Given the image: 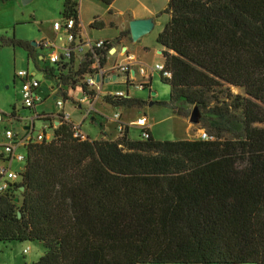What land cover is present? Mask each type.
Returning a JSON list of instances; mask_svg holds the SVG:
<instances>
[{
    "label": "trees",
    "instance_id": "16d2710c",
    "mask_svg": "<svg viewBox=\"0 0 264 264\" xmlns=\"http://www.w3.org/2000/svg\"><path fill=\"white\" fill-rule=\"evenodd\" d=\"M164 12L157 42L172 76H161L171 90L160 103L207 112L214 138H131L114 121L117 137L81 139L71 121L52 125L54 138L27 147L20 181L0 194V241H41L32 264H264V0H168ZM63 14L77 16L71 0ZM0 40L35 56L27 40ZM91 63L45 72L73 87ZM225 84L246 96L226 88L231 101L221 99Z\"/></svg>",
    "mask_w": 264,
    "mask_h": 264
},
{
    "label": "rangeland",
    "instance_id": "374dc122",
    "mask_svg": "<svg viewBox=\"0 0 264 264\" xmlns=\"http://www.w3.org/2000/svg\"><path fill=\"white\" fill-rule=\"evenodd\" d=\"M98 2L99 10L95 7L94 10L104 13L108 4L104 2ZM133 0H119L116 2L115 8L113 10L114 17L116 21H121L122 15L117 13V8H125L129 5H133L139 13H148L154 19V29L150 32L142 35L138 40L129 42L136 48H143L146 46V49H149L150 52L147 55L151 59L150 64H153V59L155 57L154 50L158 48L159 43L157 42V33L159 29L164 25V23L169 19L168 13L164 12V9L167 7L168 0H141L140 2L135 1V3L130 4ZM8 2L0 3V38L5 37L11 38L13 36L17 37H27L31 39L33 35L38 36V24L35 23V27L31 22H20L22 24L16 25L14 22L15 15H20L16 13L15 9L11 10V7H8ZM91 4V2H90ZM89 4V6H90ZM56 0H32L31 2L24 4L20 1L19 6L21 12L24 15L29 14V10H37V15L41 16L45 11H53L56 8ZM3 8V9H1ZM126 9V8H125ZM93 11L92 6L89 8V12ZM22 14V13H21ZM143 19V18H138ZM14 20V22H12ZM33 19L30 18L29 21ZM11 22V27H7V22ZM117 21V22H118ZM118 27L124 28L119 23ZM117 26H108L104 31L105 36L111 39L118 38L121 35ZM128 30V29H127ZM130 30V29H129ZM123 36V35H122ZM131 36V35H130ZM18 38V37H17ZM36 40L29 41L31 44ZM34 46V45H33ZM36 47V46H34ZM37 53L43 54L44 51L38 49ZM29 53L23 47L13 46L9 44H3L0 40V112L8 114L12 112L13 107L20 108V99H21V90L20 85L21 81L16 77V72L20 69L30 68L32 72H35V76L41 81L56 85L57 92L63 91L65 94L67 91L71 92L72 89L78 87H71L70 85H60L53 77H50L45 70L49 69L50 64L42 59L35 56H28ZM146 57V58H147ZM157 57V56H156ZM155 57V58H156ZM149 64V65H150ZM152 83L150 90L149 89H135L131 87L130 95L132 97L140 98L145 101V104L141 107H115L105 100V96L108 91L116 90H125L126 85L122 82H107L105 83L104 88H102L99 98L96 104L92 108H87L82 114L79 113V109H75L73 104L68 101L66 103L65 109L72 113V120L75 123L81 124V129L88 134L90 137H96L100 134L101 126H106L108 131H112L114 134L116 132L115 122L111 120L114 113L119 111L123 114L122 119L126 120L129 124L130 135L133 138H139L142 129L140 126L133 123L137 120L139 116L146 115L149 118V123L152 127L155 138L162 140H173V139H183V138H199V134L207 129L204 127V123L201 121L203 118L207 117L209 114L198 109V122L191 121V114L195 108V105L189 103L183 104L180 102H175L174 104L178 108H182L184 115H179L174 112L169 106L163 105L160 102H167L170 96L171 87L169 84L164 83L161 80V75L159 72L152 74ZM58 84V85H57ZM226 88H229L230 92L233 95L246 96L245 90L243 87L225 84L223 87L216 89L215 93L219 95L221 99L231 101L230 98L226 99ZM67 90V91H66ZM152 92H154L152 94ZM72 98H77L76 93H70ZM262 105H264L262 103ZM38 111H47L48 113H55L58 110L56 105V99L54 95L51 94L46 100L37 105ZM100 112H99V111ZM97 120L91 118V116H96ZM85 116L86 119L82 121V117ZM103 117V119H101ZM105 119V120H104ZM7 120V119H5ZM5 123L0 121V142L2 141L3 135L5 133ZM264 125V124H257ZM14 127L20 129L22 125L19 122H14ZM41 129L39 122L36 123L35 134H37ZM23 162L15 159L12 162V169H20ZM28 248V251L25 252V249ZM45 251V247L41 241H20V240H5L0 241V264H32L36 261ZM144 264H153V263H144ZM167 264H182V263H167ZM251 264V263H250Z\"/></svg>",
    "mask_w": 264,
    "mask_h": 264
},
{
    "label": "built area",
    "instance_id": "2783aa9c",
    "mask_svg": "<svg viewBox=\"0 0 264 264\" xmlns=\"http://www.w3.org/2000/svg\"><path fill=\"white\" fill-rule=\"evenodd\" d=\"M79 27L77 16L62 14L52 24L55 36L51 38L43 37L36 45L38 49L44 51L42 59L50 64L49 67L62 68L66 73L70 69L74 70L86 59L93 60V63L87 66L88 71L83 74L80 84H77L82 94L79 99L72 98L67 90L65 94L63 91L58 93L56 89L51 94L54 95L56 105L60 110L55 113L39 112L37 109L38 103L46 100L51 94L49 93V96L43 95L42 81L29 68L20 69L16 72V77L21 81L20 108L14 106L12 112L8 114L0 112V121H8L9 123H5V133L0 142V194L6 193L12 184L20 181L27 158V147L31 143H39L54 138L52 125L58 126L61 120L71 121L74 124V135L81 139L87 137L88 134L81 129V124L75 123L72 120L71 112L65 109L68 101L73 104L75 109L80 111H82L84 104L92 105L101 92L106 76L108 82H112L113 77L123 76L122 83L126 85V89L107 92V94L114 97L131 96V87L144 89L145 84L149 82L155 72H159L165 78L172 76V72L164 64L156 63L153 66L140 64L135 66L134 62L131 61L133 59L130 57H127L124 62H114L110 67H106L108 58L111 55L110 50L113 47L112 41L108 39L83 40ZM104 58L106 63L101 65ZM59 87L61 86L59 85ZM92 92H96V95H92ZM85 119L86 117L83 116V121ZM111 119L116 122L120 132L126 124L122 120V113L115 112ZM14 122H19L22 127L16 129ZM37 122L40 123L41 129L35 134ZM133 123L141 127L143 138L149 137V120L146 115L139 116ZM199 138L213 139L214 136L203 130L199 134ZM15 159L23 162L20 169H12V162ZM16 200L18 199L16 198ZM26 251H28V248L25 249Z\"/></svg>",
    "mask_w": 264,
    "mask_h": 264
},
{
    "label": "crops",
    "instance_id": "0c3cea01",
    "mask_svg": "<svg viewBox=\"0 0 264 264\" xmlns=\"http://www.w3.org/2000/svg\"><path fill=\"white\" fill-rule=\"evenodd\" d=\"M20 1H22V0H10L9 5L6 4L8 7H11V10L13 9V12L15 9L16 13L20 14V15L16 14L15 18H14L15 22H14V20L12 22H14L16 25L22 24L20 22H24V23L25 22H31L33 24V27H35V28H36L35 23H37L38 24L37 28H38L39 34H38V36L33 35V37H31V39H28L27 37L23 38V37L17 36L18 39H23V40H27V41L36 40V42H38L43 37L51 38V37L55 36V32L52 28V24L54 21L58 20L62 16V14L64 12L66 0H56V4H57L56 8L52 12L51 11L43 12L44 14H41V16H38L37 10H34V9L29 10L30 11L29 14L24 15V13L21 12V9L19 6ZM71 1L75 4L77 18H78L79 26H80L79 30H80V34H81V37L83 40H88V41L93 40L94 41L97 39H108V40L112 41L113 47L110 50L111 55L108 58L109 60H108L106 67H110L112 65V63H114V62H124V61H126L127 57H130L133 59L131 61L134 62L135 66L140 65V64L147 65V66H153L156 63H160V64L165 63V57L162 53L163 47L161 45H159L158 48L154 50L155 57L156 56L157 57L156 58L154 57V59L152 61L154 63L150 64L151 59H149L147 57L150 50L146 49V46L143 48L134 47L135 45H133L129 42V40L132 39L130 34L122 36V32L127 31V29H129V24L133 19L152 18V17H150L151 16L150 14L139 13V11H137L133 5H129L128 7H125L126 9L119 7V8H117V10H118L117 13L119 15L121 14L122 18L120 19L121 21L117 20L118 21L117 22L115 17H114L113 10L115 8L116 2H118L119 0H114L110 5H108L104 13H100L99 11H97V10H99V6H98L99 4L97 1L101 2V0H71ZM135 1L140 2L141 0H133V2H131L130 4L135 3ZM6 2H8V1H6ZM90 2H91V4H90ZM89 4H90V6H92V9H93V11L91 13L89 12V8H90ZM95 7L97 8V10H94ZM1 9H3V8H1ZM169 17H170V15H169ZM30 18H32L33 20L29 21ZM153 22H154V19H153ZM118 23L121 26H123L124 28L118 27L117 26ZM11 24L12 23L8 21L7 27L10 28ZM108 26H117L119 32H121V35L115 39H111L109 37H104L105 36L104 31L107 29ZM154 26H155V23H154ZM154 26H153V29H154ZM163 26L164 25H162V27L159 29L158 33L162 30ZM158 33H157V35H158ZM133 41H136V40H132L131 42H133ZM37 50H38V48L35 47L34 54H36L37 58H42V54L37 53L36 52ZM152 77H153V75H152ZM105 78L106 79H105L104 84L101 87V90H102V88H104L105 83L108 82L107 76ZM113 78L114 79L112 82H114V83L123 81V76H121V75L118 76L117 78H115V77H113ZM41 89H42L43 95L49 96L52 92H54V90H56V85L53 82L50 85V84H47V83L42 81ZM108 92H110V91H108ZM70 93H76V96H78V97L75 99H79L82 95L80 92L79 86L72 89ZM152 94H153V92H152ZM98 98H99V96H98ZM98 98L93 102L92 105L84 104V106H82V108H83L82 111H80L79 113L82 114L87 108H92L96 104ZM115 107H118V106H115ZM122 108H124V107H122ZM37 109H38V107H37ZM122 116H123V114H122ZM94 117H95V120H97V115L91 116L92 119H94ZM101 119H103V117H101ZM122 120L129 126V124L127 123L126 120H124V119H122ZM148 120H149V118H148ZM82 121H83V117H82ZM103 127H104V133H102L100 131V134L98 136L92 137V138L108 137V133L110 131H108L106 129V126L104 125V121H103ZM129 130H130V128H129ZM148 130L154 136V133H153V130H152L150 123L148 125ZM118 135L119 134L117 132H115L114 134H111V136L113 138L117 137ZM129 135H130V131H129ZM130 137H131V135H130ZM131 138H133V137H131Z\"/></svg>",
    "mask_w": 264,
    "mask_h": 264
},
{
    "label": "water",
    "instance_id": "95a60500",
    "mask_svg": "<svg viewBox=\"0 0 264 264\" xmlns=\"http://www.w3.org/2000/svg\"><path fill=\"white\" fill-rule=\"evenodd\" d=\"M32 0H22L24 4L31 2ZM154 22L152 18L133 19L129 24L130 35L133 40H138L142 35L150 32L153 29ZM34 46L37 45L36 41L32 42ZM154 93V92H153ZM191 121L198 122V107L195 106L192 114Z\"/></svg>",
    "mask_w": 264,
    "mask_h": 264
}]
</instances>
